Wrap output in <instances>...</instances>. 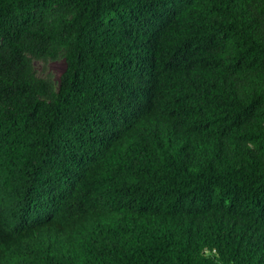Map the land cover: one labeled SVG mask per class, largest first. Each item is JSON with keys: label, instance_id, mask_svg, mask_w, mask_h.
<instances>
[{"label": "trees", "instance_id": "obj_1", "mask_svg": "<svg viewBox=\"0 0 264 264\" xmlns=\"http://www.w3.org/2000/svg\"><path fill=\"white\" fill-rule=\"evenodd\" d=\"M0 264H264V0H0Z\"/></svg>", "mask_w": 264, "mask_h": 264}, {"label": "rangeland", "instance_id": "obj_2", "mask_svg": "<svg viewBox=\"0 0 264 264\" xmlns=\"http://www.w3.org/2000/svg\"><path fill=\"white\" fill-rule=\"evenodd\" d=\"M36 66L38 69H41V64L36 63ZM48 70L53 73L56 79H59V77L62 75V73L65 70V61L64 60H58L54 62H50L47 66Z\"/></svg>", "mask_w": 264, "mask_h": 264}]
</instances>
